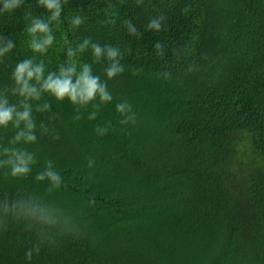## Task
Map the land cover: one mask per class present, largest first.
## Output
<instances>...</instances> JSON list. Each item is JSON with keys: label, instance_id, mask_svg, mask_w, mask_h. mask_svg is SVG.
Masks as SVG:
<instances>
[{"label": "trees", "instance_id": "trees-1", "mask_svg": "<svg viewBox=\"0 0 264 264\" xmlns=\"http://www.w3.org/2000/svg\"><path fill=\"white\" fill-rule=\"evenodd\" d=\"M26 2L47 14L35 0ZM107 2L67 0L61 18L80 10L87 23L74 33L67 23L56 30L46 61L55 67L66 58L64 35L127 49L125 72L109 87L133 103L137 124L120 125L111 106L97 121H74L70 105L52 101L60 138L43 136L33 146L40 164L32 176L0 171V199L44 192L33 177L52 159L65 186L50 195L71 218L62 230L38 236L0 214V264H264V0H111L116 24L101 25ZM157 9L167 16L166 30L153 34L145 25ZM125 19L139 39L127 34ZM23 24L0 18V33L17 42L0 64V85L31 55ZM188 63L193 70L183 75ZM35 116L39 126L45 116ZM106 120L111 130L97 136L95 124ZM37 243L40 253L28 261L25 253Z\"/></svg>", "mask_w": 264, "mask_h": 264}, {"label": "clouds", "instance_id": "clouds-1", "mask_svg": "<svg viewBox=\"0 0 264 264\" xmlns=\"http://www.w3.org/2000/svg\"><path fill=\"white\" fill-rule=\"evenodd\" d=\"M137 3L143 5L145 0H137ZM66 4L67 0H35V7L46 10L45 15L36 14L26 0H0V18L24 21V43L31 53L11 66L10 82L0 85V133H11L6 142L0 138V171L14 179L32 176L40 164V157L33 146L41 137L60 138L54 125L57 113L53 110L52 101L70 105L74 121H97L101 110L109 106L114 108L120 125L131 128L138 121L139 114L133 103L127 97L118 98L109 87V83L126 69L123 61L127 49L122 50L119 44L102 45L91 36L69 41L64 35L66 58L55 67L49 66L46 58L57 46L56 30L67 23L68 31L74 33L88 20L80 10L66 14L62 19ZM100 11L103 15L99 21L101 25L116 24L119 14L111 0ZM166 20L164 12L157 9L156 14L148 19L145 31L159 34L166 30ZM122 26L127 34L137 39L142 36L131 19L122 20ZM15 48L16 38L12 34L6 37L0 33V64L5 63L6 58L11 59L10 54ZM155 53L159 57L164 56L160 41L155 44ZM94 65H103L102 74L94 71ZM192 70L191 63L187 68L181 66L183 75L190 74ZM164 76H172V71L166 70ZM35 114L45 116L39 126ZM111 128L112 121L106 120L103 124H95L94 130L97 136H105ZM93 163L90 160L89 166ZM33 181L37 189L45 191H21L0 199V214L25 222L36 230L38 236L62 230L71 214L63 201L50 195L65 186L64 177L52 159L45 160L35 171ZM39 253L40 244L37 243L26 251L25 258L31 261L34 254Z\"/></svg>", "mask_w": 264, "mask_h": 264}]
</instances>
